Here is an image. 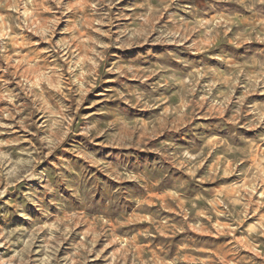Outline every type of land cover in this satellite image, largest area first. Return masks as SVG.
Wrapping results in <instances>:
<instances>
[{"label":"rangeland","instance_id":"1","mask_svg":"<svg viewBox=\"0 0 264 264\" xmlns=\"http://www.w3.org/2000/svg\"><path fill=\"white\" fill-rule=\"evenodd\" d=\"M0 264H264V0H0Z\"/></svg>","mask_w":264,"mask_h":264}]
</instances>
